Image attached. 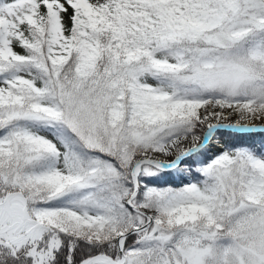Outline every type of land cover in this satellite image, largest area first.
<instances>
[{
    "label": "snow or ice",
    "instance_id": "obj_1",
    "mask_svg": "<svg viewBox=\"0 0 264 264\" xmlns=\"http://www.w3.org/2000/svg\"><path fill=\"white\" fill-rule=\"evenodd\" d=\"M0 264H264V0H0Z\"/></svg>",
    "mask_w": 264,
    "mask_h": 264
}]
</instances>
